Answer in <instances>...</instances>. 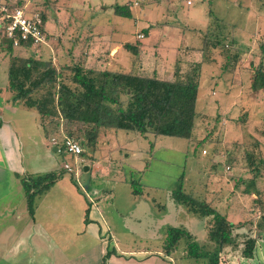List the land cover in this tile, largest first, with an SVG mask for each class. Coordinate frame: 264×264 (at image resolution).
Wrapping results in <instances>:
<instances>
[{
	"label": "rangeland",
	"instance_id": "374dc122",
	"mask_svg": "<svg viewBox=\"0 0 264 264\" xmlns=\"http://www.w3.org/2000/svg\"><path fill=\"white\" fill-rule=\"evenodd\" d=\"M7 1L9 5L15 7L17 2L22 1L29 12L40 11L42 14L43 8L39 5L41 1L46 2L49 9L52 5L59 7L66 3L65 0ZM129 1L79 0L76 7L72 9L68 6L62 7V11L66 9L69 11L70 21H74L75 25L102 29L105 31L107 41L119 40L124 45L136 46L138 50L140 44L135 42V37L142 34L143 39L145 37L144 42L150 44L152 49L155 47L160 49L161 53V56L156 55L153 62H147L145 74L150 75L153 68L155 71L160 68V72L166 68L165 71L174 74L173 80L178 77L184 81L197 67L198 71L192 76L195 81L198 77L200 85L198 111L204 115L198 121L194 138L186 141L152 135L143 137L136 133L102 129L98 134L95 153H91L92 149L89 148L86 151L83 149L84 157L73 159L70 155H63L59 151L63 140L62 123L58 130L54 123L47 121L43 132L38 115L15 102L13 93L3 89L7 85L6 69L9 56L0 51V121L11 123L14 129L5 130V137L0 135V264H58L56 246L63 251L65 264H96V256L94 260L92 259V247L98 245L96 244L98 240L95 239L93 243L92 237L82 223L83 213L79 211L82 206L85 208L82 211H86L85 224L87 225L89 216L103 229H107L102 226L103 222L110 218L119 219L123 216L133 222L134 217L141 215L148 221L146 224L153 225L157 224L156 217H164L167 222L158 225L162 238L151 239L152 248L159 246V242L162 244L167 230L173 226L186 227L193 236V242L183 240L180 243V250L183 246L188 252L194 245L198 249L199 243L202 245L204 240L205 244L209 245L207 234L204 236V223L199 221L196 215L187 213L182 205L171 203L169 199L172 191L181 188L183 193L197 200L211 201L212 207H216L219 213H225L220 208L222 203L209 196V190H215L222 201H226L229 193L232 191L238 193L239 187L235 188L234 185L238 186L242 181L247 182L251 178L249 166L260 167L258 160L264 158V90L253 91L250 76L259 67L264 72V0H147L142 6L131 9V18L114 14V6H124ZM216 20L230 28L228 34L233 30L234 47L243 54L238 69L231 74L222 73L221 59L216 53L212 63L201 62L202 38L205 37L209 21H213L215 25ZM144 30L148 34L143 33ZM50 42L47 40L48 45L30 47L27 51L15 49L13 55L25 58L34 55L35 58L51 61L58 70H62V65L71 66L74 62H62L63 58L58 59L55 56ZM104 46L97 42L96 48L100 59L106 56ZM174 48H177V53L175 51L167 56L162 54L164 49L169 51ZM71 49L75 51L73 47ZM129 53L128 67L123 69L127 72L131 70L132 65L136 70L137 65L141 64L140 59L136 62L133 59L134 55ZM62 55L61 52V57ZM114 60L116 63L113 64V60L109 58L110 63L103 65L102 68L115 70L121 60L118 58ZM62 74L61 81L68 82L70 73L63 71ZM42 93L45 91L41 90L33 97ZM12 131L14 133L16 131L20 138L15 153L8 151L9 148L5 147L3 142L11 136ZM73 131L76 132L77 128L74 127ZM45 133L48 135L46 138L48 149L44 146L45 140H42ZM204 138L207 142L198 141ZM234 144H238L240 148H236ZM12 146L16 147V144L12 143ZM54 147L57 148V152H52ZM245 150L253 154L252 164L255 166L247 163ZM227 152H231L234 158L230 163ZM73 162H76L75 167ZM226 163L227 165L223 167ZM64 164L71 165L72 171L64 169ZM84 166L88 167L86 172L83 170ZM226 167H229V170H225ZM134 168L141 171H135ZM16 172L20 173L18 180L17 175L15 177ZM48 173H56L55 186L43 196L35 197L30 203L24 194L21 179L27 180L32 176ZM261 174L263 176L260 175L257 183L263 195L264 172ZM126 182L132 186L125 185ZM134 191H143L148 197L145 204L138 201L136 212H133L134 198H140L141 195L135 194ZM261 199L264 201V196H261ZM154 203L163 206L160 211L165 213L161 214L159 207ZM248 204L250 202L243 205L247 211H256V205ZM143 211L149 213L141 214ZM255 213H252L253 216L258 217L260 212ZM53 215L57 218H53ZM21 217L35 218L32 231L26 233L32 235L30 238L18 237L14 232L8 235L12 224L16 232L18 230L21 232L23 225ZM111 220L118 222L121 218ZM250 225L246 226L243 233H246L245 237L253 239ZM33 231L36 233L35 236ZM257 233L254 240L260 243ZM99 234V239L106 244L103 245L106 251L118 254L116 251H119L113 247L112 232L110 234L108 230H104ZM151 234L150 231V236ZM20 238V245L17 246ZM131 241L141 243L145 240L144 238L122 240L123 243ZM245 241L247 239L240 245L237 257H241ZM33 243H37L38 246L34 247ZM258 243L254 249L259 255ZM209 250L211 251L210 248ZM215 256L199 259L197 264H225L222 260L223 255L216 258ZM108 259L109 257L102 255L98 264L104 262L106 264Z\"/></svg>",
	"mask_w": 264,
	"mask_h": 264
},
{
	"label": "trees",
	"instance_id": "16d2710c",
	"mask_svg": "<svg viewBox=\"0 0 264 264\" xmlns=\"http://www.w3.org/2000/svg\"><path fill=\"white\" fill-rule=\"evenodd\" d=\"M0 3L10 8L15 7L9 5L7 0H0ZM16 7H24L23 2H17ZM34 9L33 11H37ZM113 11L119 17H132L131 9L127 5L114 6ZM38 14L45 26L44 14L40 11ZM228 29L230 28L217 20L215 25L213 21H209L200 50L202 63H212L216 53L221 59L220 69L224 74L234 73L243 55L234 47L233 30L231 34H228ZM143 33L146 31L144 30ZM0 39L1 53L9 56L6 88L13 93L15 102H19L20 105L38 115L43 132L47 121L54 123V127L58 130L62 123L63 137L75 140L82 150L92 149L91 153L96 152L98 134L102 129L136 133L143 137L152 135L180 138L186 141L194 138L198 121L204 115L198 111L200 87L198 77L195 81L192 76L198 71L197 67L184 81L178 77L172 81H166L157 78L153 73L149 75L140 70L124 73L85 68L84 63L81 62L71 63V66L62 65V70H58L51 61L42 60L40 57L35 58L34 55L27 58L13 55L15 49L27 51L31 47L30 43L20 41L19 46L14 47L12 42L4 37L2 30H0ZM123 48L131 52L134 59L139 55L136 46L125 44ZM63 71L70 73L68 82L61 81ZM250 77L253 91L264 90V72L261 67L257 68ZM41 90L45 93L34 98L33 95ZM74 127L77 128L76 132L73 131ZM47 136L45 133L44 138L46 139ZM198 141L205 143L207 139ZM234 146L240 148L238 144ZM59 151L65 154L63 147ZM83 152L80 156L84 157ZM227 155L230 158L228 163L234 160L231 152H227ZM245 157L249 165L255 166L252 164L254 163L252 153L245 150ZM258 164L260 167L249 166L252 176L247 182L242 181L241 184L244 185L235 186V188L239 187V191L244 187L239 193L248 203L257 207L256 211L251 212L242 205H240L241 208L238 206V209H241L238 214L243 219L237 224L228 221L226 213H219L216 207H212L211 202L197 200L183 193L181 188L172 191L171 198L174 202L206 220L207 240L213 246L210 247V251L207 247L202 246L197 249L194 245L193 249L187 252L188 258L198 260L214 255L216 258L225 249H229L232 253L237 252L245 239L247 241L244 242L241 257L246 259L252 257L255 240L245 237L246 233L244 234L243 230L251 224L253 226L250 225V227L264 232V201L261 199L264 194L262 195L259 191L257 183L262 175L261 172H264V158L259 159ZM226 165L227 163L223 167ZM227 168L229 170V167ZM56 179V173L32 176L27 180L21 179L28 201L31 203L35 197L43 196L55 186ZM257 210L260 212L259 216H253L255 212H258ZM223 211L226 210L223 209ZM192 239L191 234L183 228H169L161 248L165 256H168L177 249L182 240L193 242Z\"/></svg>",
	"mask_w": 264,
	"mask_h": 264
},
{
	"label": "crops",
	"instance_id": "0c3cea01",
	"mask_svg": "<svg viewBox=\"0 0 264 264\" xmlns=\"http://www.w3.org/2000/svg\"><path fill=\"white\" fill-rule=\"evenodd\" d=\"M25 1V0H24ZM48 1V0H46ZM42 2V1H41ZM39 3V5L43 8V10H41L44 13L45 16V32H46V36H47V40L48 43L50 42V40H52V42H50V46L52 43V49L55 52V56H57V58H63L62 62H81L84 63V66L86 68H94V69H100L103 70L104 68L103 65H108L110 63L109 58H111L113 60V64L116 63V60H114L115 58H118L119 60H121L119 62V66L118 68H116L115 70H111V71H117V72H127L124 71L123 69L127 68V60L129 61V57H130V53L127 52L123 46L124 44L121 43V41L116 40V41H107L105 38V31L99 28H93L91 26H81V25H75L73 22L74 21H70V17L71 14L69 13V11L66 9L64 11L62 7L66 8V6L70 7L71 9L73 7H76L77 3H79V0H65V4L63 6H53L52 8L49 9L48 5L46 2L43 3ZM61 7V8H60ZM64 12L65 14L63 15L62 12ZM132 11V10H131ZM148 34V32H147ZM136 41L140 44V53L137 57H135L136 62L140 59V63L137 65V69L135 70V67L132 65L131 71H137L140 70L141 72H145L147 70L146 67L147 66V62H153L156 58V55L161 56L160 53V49L158 48H154L152 49V47L150 46V44H146L145 41V37L143 40H141L140 38H138V34L136 35ZM97 42L101 45V43L103 45H105V54L106 56H104L103 59L99 58V51H97ZM47 43V45H48ZM132 43V42H129ZM74 48L75 51H72L71 48ZM143 50H146V52L144 53ZM177 53V48H174L173 50H166L164 49V55H169V54H173V52ZM61 52H62V57H61ZM162 52V50H161ZM188 53V50L186 51ZM175 56V55H174ZM177 56V54H176ZM175 56V57H176ZM103 57V56H102ZM140 57V58H139ZM100 59V60H98ZM103 60V61H102ZM105 61V62H104ZM163 61V59H162ZM167 61V60H165ZM104 62V63H103ZM159 62H161L159 60ZM96 66H101V67H96ZM120 68H122L120 70ZM157 68V67H156ZM160 69V68H159ZM159 69L157 68V70L155 71V68H153L151 70V73L154 74V76H156L157 78H161L164 79L166 81H172L174 78V74L171 73L169 74L168 70L165 71L166 68H164L161 72L159 71ZM110 70V69H108ZM7 71V69H6ZM165 75V78H164ZM3 89H7L6 87H3ZM6 128V129H4ZM10 128L13 129L11 123L9 122H5V121H1V126H0V135L2 134L3 137H5V130H9ZM14 130V129H13ZM11 136H9V138H6V140H3V142L5 143V147H8L10 152L15 153L16 149L18 147V141L20 142V138L17 134V132L15 131V133L12 131ZM42 140L44 142V146L48 149L47 144H46V139L42 136ZM12 143L16 144V147L12 146ZM125 144H127L125 142ZM124 144V145H125ZM124 148V147H123ZM134 150H132L133 152ZM135 156V155H134ZM133 156V157H134ZM95 158V157H94ZM94 162V161H93ZM15 164V162H13ZM94 166H96V163H94ZM135 171H141L140 169L134 168ZM133 170V169H132ZM15 171V169H14ZM22 173V171L20 172ZM20 173L16 172L15 173V177L17 175V180L20 176ZM138 173V172H137ZM125 178V177H124ZM133 178V177H131ZM131 184L133 183V181H130ZM122 183V182H121ZM125 185H131L129 182L124 183ZM132 186V185H131ZM235 187V185H234ZM210 191H212L210 193ZM96 193V191H95ZM135 194H140V198H134V205H133V212L137 211V206L136 204L138 203V201H141L142 204H145L148 201V197L145 196V194H143V191L137 192L134 191ZM218 192H216L215 190H209V196L211 198H216L219 203H222L221 205V209H225V213L227 215V219L228 221H230L233 224H237L238 222L242 221V217L240 216V214H238V211L240 209H238V206L240 207V205H245V203L247 202L246 199H244L241 194L236 193V192H231L228 195V199L226 201H222V199L220 198V195L217 194ZM212 194V195H211ZM208 198H206V200H208ZM169 201L171 203H173V199L170 197ZM211 202V201H209ZM53 203V202H50ZM56 203V202H55ZM88 203V201H87ZM96 208H98V205L96 203H94ZM155 206L159 207V211L160 208H162L163 206L154 203ZM184 207V206H183ZM241 208V207H240ZM52 210L54 208H51ZM85 208L80 207L79 211L82 212V223L84 224L85 228H87L88 234L92 237L93 239V243H95V239L98 240V245H94L93 251H92V259L94 260V256H96V264H98L99 262V258L101 261L102 255H108L107 257H109L108 261L106 264H197V261L199 260H195V259H189L187 257V252L184 250L183 246L181 247V250L179 248V245L177 247V249L173 252H171L168 256H165L164 251L162 250V244L159 242V246H156L154 248H152L153 246V242L151 241V239L156 238V239H160L162 238V232H160V229L158 227L159 223H162L163 225L167 222L166 219H164V217H156V223L153 225H149L146 224V222L148 223V221L144 220L143 216H138V217H134L133 222H131V220H129L128 218H124L123 216L120 217L121 220L118 222L112 221L111 219H115V220H119L116 218H110L108 221L105 220V222H103L102 226L104 225L105 228L107 229H103L99 223H97L96 221L92 220L89 216L87 218V225L85 224L86 222V211H82ZM185 211L188 213L187 209L184 208ZM174 210L176 211L177 208L175 207ZM90 211V210H89ZM132 212V213H133ZM161 214L165 213L163 211ZM149 213V211H143L141 212V214H147ZM134 215V214H132ZM131 216V215H130ZM53 218H57L56 215L52 216ZM99 219H101L98 216ZM20 219H22V230L21 232H19V230L16 232V229L14 227V224H12V229L8 230V235L12 234V232L17 233L18 237L24 238L25 236H27L28 238H30L31 236H29V234L27 235V231L29 232L30 230L32 231V226L35 225V218H28L27 217H21ZM26 221V222H25ZM199 221L203 222L205 226H203L204 229V236H206V220L205 219H201L199 218ZM25 222V223H24ZM109 226H108V225ZM172 228H183L186 231H188V229L186 227H172ZM246 228V227H245ZM252 230H250V234L252 233L253 239L257 238L255 237L256 233L258 235V238L261 240L259 245V249L257 247V250L260 251L259 255L257 254V251L254 249L253 252V256L249 259L246 258H242V257H237L239 252H231L229 249H225L223 251V253L221 255L222 256V260L225 262V264H264V241H262V238H264V232L262 231H254L255 228H251ZM104 230H108L109 233L111 234L112 232V241L114 242L113 247L115 249H117L119 252L116 251L115 254L114 251H112L113 253H109L108 251H106L105 247H103V245L105 246L106 244H104L103 241H101L99 239V233L100 232H104ZM245 230V229H244ZM243 230V231H244ZM150 231L152 232L151 236H150ZM252 231V232H251ZM34 234L33 236H35V231H33ZM189 232V231H188ZM241 232V231H240ZM190 233V232H189ZM24 234V235H23ZM31 234V233H30ZM191 234V233H190ZM16 235V236H17ZM141 235H147L148 237H144ZM192 236V235H191ZM15 237V236H14ZM21 238L18 240L17 246L20 245V240ZM34 237H32L33 239ZM127 238H138L140 240H142L144 238V242L141 241V243L139 242H134L131 241V243H123L122 240L123 239H127ZM193 238V236H192ZM259 240V241H260ZM183 241V240H182ZM181 241V242H182ZM152 242V243H150ZM180 242V243H181ZM205 240L203 241L202 245L201 243H199L200 247H207L208 249L211 246V244L207 245L205 244ZM257 243L255 242V245H257ZM16 246V247H17ZM34 247H37L38 244L37 243H33ZM97 248V249H96ZM36 251V250H35ZM239 251V250H237ZM109 253V254H108ZM113 254V255H112ZM55 255H57V259H58V264H65V260L64 259V255H63V251L59 248L55 249ZM115 255V256H114ZM84 258V256H83ZM68 264V263H67ZM105 264V262H104Z\"/></svg>",
	"mask_w": 264,
	"mask_h": 264
},
{
	"label": "built area",
	"instance_id": "2783aa9c",
	"mask_svg": "<svg viewBox=\"0 0 264 264\" xmlns=\"http://www.w3.org/2000/svg\"><path fill=\"white\" fill-rule=\"evenodd\" d=\"M146 2L147 0H130L127 6L130 9L138 8ZM0 30H2L4 37L12 42L14 47H18L20 41L30 43L31 48L47 44L45 26L40 15L29 12L26 7L10 8L0 3ZM138 38L142 39L143 35H138ZM62 147L65 154L70 155L72 158H80L83 152L80 145L68 137H63ZM75 165L76 162H73L74 167ZM63 167L67 171H72L71 165L64 164Z\"/></svg>",
	"mask_w": 264,
	"mask_h": 264
},
{
	"label": "water",
	"instance_id": "95a60500",
	"mask_svg": "<svg viewBox=\"0 0 264 264\" xmlns=\"http://www.w3.org/2000/svg\"><path fill=\"white\" fill-rule=\"evenodd\" d=\"M52 152H57V148L54 147V148L52 149ZM83 170H84V172H86V171L88 170V167H87V166H84Z\"/></svg>",
	"mask_w": 264,
	"mask_h": 264
}]
</instances>
